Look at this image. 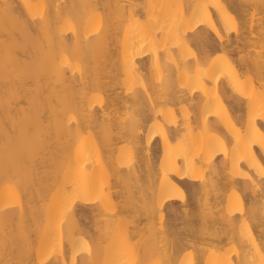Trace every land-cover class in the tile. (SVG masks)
Segmentation results:
<instances>
[{
    "label": "bare ground",
    "instance_id": "obj_1",
    "mask_svg": "<svg viewBox=\"0 0 264 264\" xmlns=\"http://www.w3.org/2000/svg\"><path fill=\"white\" fill-rule=\"evenodd\" d=\"M0 264H264V0H0Z\"/></svg>",
    "mask_w": 264,
    "mask_h": 264
},
{
    "label": "rangeland",
    "instance_id": "obj_2",
    "mask_svg": "<svg viewBox=\"0 0 264 264\" xmlns=\"http://www.w3.org/2000/svg\"><path fill=\"white\" fill-rule=\"evenodd\" d=\"M235 58H236V60H235V61L237 62V60H238V57H237V56H234V57L232 56V59H235ZM177 206H178V203H177Z\"/></svg>",
    "mask_w": 264,
    "mask_h": 264
}]
</instances>
